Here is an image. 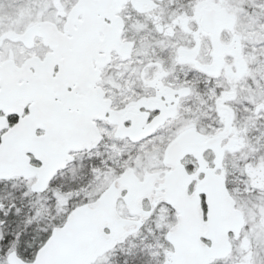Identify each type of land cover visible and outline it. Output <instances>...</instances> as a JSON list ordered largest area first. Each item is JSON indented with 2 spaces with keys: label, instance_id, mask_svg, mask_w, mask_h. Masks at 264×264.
Segmentation results:
<instances>
[{
  "label": "snow or ice",
  "instance_id": "obj_1",
  "mask_svg": "<svg viewBox=\"0 0 264 264\" xmlns=\"http://www.w3.org/2000/svg\"><path fill=\"white\" fill-rule=\"evenodd\" d=\"M13 3V13L0 15V264H107L116 253L124 257L122 264H264V127L251 138L253 154L247 155L242 148L240 152L245 154L233 158L228 172L237 175L239 168L244 189L234 196L242 209L251 207L243 229L228 230V254L223 260H211L217 251L211 211L214 165L197 179H191L195 164L186 166L187 176L179 172L168 176L159 191L153 190L158 201L155 208H142L138 215L128 213V219L135 222L123 224L121 209L134 207L149 183L144 173L151 172L146 167L151 146L142 148L144 141L130 139L135 135L133 119L125 123L124 139L110 138L90 123L96 106L110 99L93 87L96 68L110 42L101 32L100 21L110 23L114 34L123 19H117L121 0ZM172 3L151 0V19L143 21L161 36L176 19ZM61 6L63 16L59 15ZM223 6L237 17L246 35L264 43V0H224ZM73 10L77 23L57 44L55 59L59 63L35 64L30 55L35 48L24 47L28 25L36 22L38 12L42 13L40 22H67ZM14 35L23 40L13 43ZM49 67H53L51 75ZM195 75L186 72L176 84L192 97L186 105L192 111L183 121L189 131L199 111H207L196 98L200 86ZM124 79L116 81L119 90L113 89L120 98L129 94ZM216 83L210 80L209 87ZM221 90L217 89L218 97ZM9 108L15 111L8 112ZM217 111H213V136L229 123ZM252 119L264 124V107ZM105 127L109 133L113 131L112 125ZM167 140L171 143L177 135L169 133ZM201 141L193 134L190 147L197 149ZM258 163L257 175L253 169ZM223 167L229 168L227 162ZM190 179L185 193L184 185ZM197 180L204 181L207 189L199 195V214L195 199L189 200ZM160 196L166 199L160 200ZM102 222L106 224L101 232ZM204 232L208 234L202 235Z\"/></svg>",
  "mask_w": 264,
  "mask_h": 264
},
{
  "label": "flooded vegetation",
  "instance_id": "obj_2",
  "mask_svg": "<svg viewBox=\"0 0 264 264\" xmlns=\"http://www.w3.org/2000/svg\"><path fill=\"white\" fill-rule=\"evenodd\" d=\"M150 3L151 0H126L121 6L118 15L119 19L123 17L120 42L130 45L131 52L125 61L116 53H111L109 65L100 71V81L93 87L95 90L101 89L103 96L106 95L110 99L103 118L90 121L92 126L104 135L124 139L127 135L125 123L133 119V131L135 134H142L134 143L144 141L142 148L151 146V158L146 165L151 172L144 173L149 178V183L134 207L121 209L125 217L123 221L132 223L135 221L128 219V213L138 215L142 208L154 209L158 201L153 190L159 191L172 171L164 165L166 150L176 141L168 143L169 133L177 135V139L186 134H195L202 138L199 147H205L210 140L219 139L225 131H217L214 136L211 135L215 122L214 109H219L216 115L223 112L229 121V131L227 139H220L217 144L218 149L223 152L218 173L216 155L212 150L203 149L201 157L207 169L214 165V175L226 180L227 169L223 164L227 161L230 164L231 159L241 153L239 150L249 146L247 140L254 135L252 127L261 123L252 117L264 107V51H261L264 43L244 33L239 27L237 17L227 13L223 6L224 0H173L171 7L176 19L170 26H166L167 31L163 36L153 32L150 26L143 22L151 19ZM70 14L67 22L62 23L59 19L56 22H40L42 13L38 12L36 22L28 25L25 34L33 27L47 24L64 37L69 32ZM59 15H64L62 6ZM144 29H148L147 33ZM20 38L14 35L13 43ZM32 41L31 48L36 50L30 54L32 59L43 63L53 54V47L46 45L44 38L34 37ZM55 45L57 44H53ZM37 53L43 56V60ZM23 54L21 51V55ZM129 68L132 69L131 72L128 71ZM193 71L196 73L193 79L197 80L200 86V93L196 98L201 109L206 108L207 111H199L189 131L183 121L185 114L192 111L186 107L192 97L186 89L181 91L177 88L176 84L185 78L186 72L190 74ZM136 72H139L138 77ZM125 76L133 79L129 81L124 79ZM121 79H124L125 89L129 93L123 98L113 92L114 88L119 90L120 86L116 81ZM210 80L217 82L215 87H209ZM217 89H222L219 97ZM217 100L221 102L214 103ZM250 109L254 110V114ZM106 113L111 115L106 118ZM154 113L156 115H153ZM160 120L162 123L147 135V128ZM105 125H112L113 131L109 133ZM231 149L232 152L229 151ZM252 152L253 150L250 153ZM182 164L185 170L188 164H195L197 167L192 178L197 179L199 173L196 158L186 156ZM199 182L200 180H197L193 195ZM145 197L148 198L147 203H144ZM164 199L165 196H160V200ZM236 206L238 207V203ZM238 209L240 210L239 207ZM243 214L246 222V214ZM123 259L122 254L116 253L110 258L109 264H122Z\"/></svg>",
  "mask_w": 264,
  "mask_h": 264
},
{
  "label": "water",
  "instance_id": "obj_3",
  "mask_svg": "<svg viewBox=\"0 0 264 264\" xmlns=\"http://www.w3.org/2000/svg\"><path fill=\"white\" fill-rule=\"evenodd\" d=\"M126 2V0H121L120 9L121 6ZM119 9V13H120ZM117 19H119L117 17ZM77 23L75 19V10L70 14L69 17V26L68 30L71 31L73 28V25ZM100 24L102 25L101 32L104 35H108L110 37V42L108 45L107 51L104 53L103 61L99 64V66L96 68V75H95V81L94 85L98 84L100 81V71L103 70L105 67H107L110 63V55L112 52H115L119 57H121L124 61L129 58L130 52H131V46L127 44H122L120 42L121 34H122V21L120 20L119 27L116 29L115 33H112L111 24L105 23L103 20L100 21ZM55 31L54 27L42 24L40 26H36L32 29H30L26 35L28 36V43L25 44L26 48L32 47V40L34 37H41L44 38L45 44L50 45L53 47V54L49 55L45 61H52L53 65L58 64L59 61L55 59V54L57 51V45L53 46V44H58L61 40H63L64 37H62L60 34ZM103 38V37H102ZM23 40V37L20 39ZM35 64L42 65L43 63L40 62L38 59H32ZM53 67L48 68L49 75H51ZM97 92H99L102 96L103 93L101 89H96ZM108 109V103L105 104H98L93 111L92 115L95 119H102L104 116V113ZM8 112H13L15 109L9 108L7 109ZM162 123L160 120L158 123L153 124L152 126H149L147 128V135L149 133H152L156 126L158 124ZM229 124H227L225 131L220 135L219 139L216 140H210L205 147H198L197 149H193L190 147L192 144V136L190 134H186L181 136L179 141L181 143L178 145L177 140L173 142L165 153L164 158V165L171 168V172L167 175L170 176L174 173L179 172L182 175L187 176V172L182 164L183 159L186 156H194L198 162V173L202 171H206L207 165L205 164L204 160L201 157V152L203 149H210L214 152L216 155V168H220L222 158H223V152H221L217 144L219 140L227 139V132L229 131ZM142 134H135L132 136V141L137 142L141 138ZM232 152V149L229 150ZM220 161L218 164L217 162ZM214 174V173H213ZM215 176V181L213 183V199L211 203V211L214 217V221L216 224V230L213 233L214 235V245L217 248L216 253L211 257V260H223V258L228 254L226 251V248L228 246L229 242V236H228V230L229 229H236L237 231L242 230L245 224L244 216L243 214L236 209V203L233 200V198L230 196L226 182L223 177ZM191 179H193L191 177ZM191 179L187 181V183L184 185L185 193H187L189 185H191ZM207 191L206 187L204 186V181H200L196 187V190L194 192V195L189 198V200L195 199V211L197 214H199V207H200V201H199V195L201 193H205ZM118 195V192H117ZM166 198V197H165ZM106 222L101 223V232L103 229V226ZM123 224H131L132 222L128 221H122ZM207 232L202 233V235H207Z\"/></svg>",
  "mask_w": 264,
  "mask_h": 264
},
{
  "label": "rangeland",
  "instance_id": "obj_4",
  "mask_svg": "<svg viewBox=\"0 0 264 264\" xmlns=\"http://www.w3.org/2000/svg\"><path fill=\"white\" fill-rule=\"evenodd\" d=\"M16 5L13 3V0H0V15H6V14H11L13 13L14 9H15ZM9 58H13L12 54H10V57ZM108 69V68H107ZM253 95V94H252ZM250 112L252 114H254V110L250 109ZM260 127H264V124H261V123H256L253 127H252V130H253V136H251L248 140H247V144L249 145L250 143H254V141L251 139L252 137H255L256 135H258V132H257V129L260 128ZM240 151V150H239ZM238 152V151H237ZM253 154V152H252ZM233 159V158H232ZM227 164L229 165V167H231V165L229 164V162L227 161ZM259 163L257 164V168L258 167ZM230 171H231V168H228ZM229 178H230V181L231 183H233L235 185L234 187V191H238V190H243L244 189V184H243V179H240V176L238 175V172H237V175H229ZM239 200V199H238ZM239 208L241 209V211L243 213L246 214V218L248 219V210L249 208L251 207L250 205L248 207H245L242 209V203L241 201L239 200ZM110 260V259H109ZM107 261V264H109L110 261Z\"/></svg>",
  "mask_w": 264,
  "mask_h": 264
},
{
  "label": "trees",
  "instance_id": "obj_5",
  "mask_svg": "<svg viewBox=\"0 0 264 264\" xmlns=\"http://www.w3.org/2000/svg\"><path fill=\"white\" fill-rule=\"evenodd\" d=\"M246 149H247L246 154L249 155V156H251L252 153H250V152H251V150H253V148L247 146ZM243 154H245V153H240V155H243ZM230 165H232V159H231ZM258 167H259V165H258ZM245 170H247V166H245ZM236 171L239 173V168H237ZM228 172H230V170L227 169L226 170V183H227V187H228V190H229L231 196L234 198V200H236V203H238V207H239L240 206L239 205V200H238V198H236L234 196V193H235L234 187H235V185L233 183H231ZM253 173L258 175L259 174V168L253 169ZM240 179H243V176H240ZM257 186L259 187L260 185L257 184Z\"/></svg>",
  "mask_w": 264,
  "mask_h": 264
}]
</instances>
